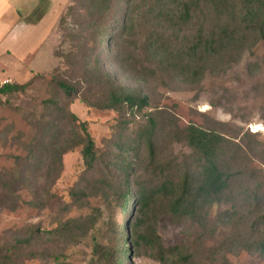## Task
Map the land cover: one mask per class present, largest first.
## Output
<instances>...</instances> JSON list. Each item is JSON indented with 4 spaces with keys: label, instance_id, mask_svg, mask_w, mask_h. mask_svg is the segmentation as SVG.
Masks as SVG:
<instances>
[{
    "label": "trees",
    "instance_id": "1",
    "mask_svg": "<svg viewBox=\"0 0 264 264\" xmlns=\"http://www.w3.org/2000/svg\"><path fill=\"white\" fill-rule=\"evenodd\" d=\"M70 10L82 14L79 24L88 44L84 40L83 48L63 54L68 71L0 85L1 97L46 81L51 98L44 107L61 122L59 130L37 123L45 142L40 154L46 157L37 175L24 174L27 159L18 158V171L0 178V209L26 205L49 219V228L43 219L35 221L25 237L0 248V264H133L132 249L141 246L159 264H197L187 244L164 245L158 228L163 217L195 229L198 245L217 227L233 226V245L246 241L264 257V234L257 236L264 226V180L258 181L262 172L251 168L255 160L264 162V141L245 133L237 142L242 130L234 133L229 124L211 118L203 126L182 128L174 115L148 111L150 97L107 68L115 63L140 84L141 73H153L197 86L208 74L228 72L264 46V0H77ZM139 46L143 55L132 54ZM131 62L141 71L129 70ZM260 64L264 56L251 70ZM76 100L118 116L105 147L72 111ZM162 140L183 144L191 154L178 162L161 161ZM143 148L147 160L140 162ZM78 149L79 181L61 191L64 157ZM137 166L151 174V184L132 182ZM25 186L28 201L18 193ZM221 204L229 207L212 217ZM127 207L131 217L136 211L140 217L123 225L120 215Z\"/></svg>",
    "mask_w": 264,
    "mask_h": 264
},
{
    "label": "rangeland",
    "instance_id": "2",
    "mask_svg": "<svg viewBox=\"0 0 264 264\" xmlns=\"http://www.w3.org/2000/svg\"><path fill=\"white\" fill-rule=\"evenodd\" d=\"M76 1L11 0L7 3L5 0H0V50H4L5 48L2 47L5 46L13 47L10 51L14 55L18 54L20 58L23 57L34 74L46 76L49 73L54 74L55 69L57 73L68 71L63 54L83 48L84 40L88 44L87 37L84 38L86 33L79 24L84 19L82 14L70 10L75 6ZM17 7L25 14L18 16L15 13ZM17 22L19 26H30L36 30L17 29L14 34H10V31L18 25ZM33 50V54H27ZM253 53L252 56L248 54L243 60L234 64L228 72L218 75L208 74L197 86H186L185 83H177L178 80L171 77L156 76L153 73L149 77L146 73H141L145 80L140 84L136 78L117 68L115 63L107 64V68L123 84L140 88L150 97L152 105L148 111L154 112L158 109L166 114H172L178 118L182 128L190 124L203 126L208 118H211L229 124L233 127L234 133L242 130L237 142L245 133L257 135L259 140L264 141V65L260 64V68L253 71L250 68L252 64L262 61L264 46L258 45ZM132 54L143 55L140 46L138 51ZM140 69V64L136 66L135 62H131L129 70L136 72ZM5 78L3 74L0 84L16 82ZM50 98V88L44 80H37L26 93L0 97V178L4 176L7 179L9 173L18 171L20 164L18 158L27 159L23 167L24 174H38L37 170L42 167L46 157L40 154V143L45 144V142L37 128V123L41 120L54 128L57 127L56 130H59L58 126L61 123L58 117L53 116L44 107L43 102ZM76 101L71 107L72 111L81 120L89 123L92 136L99 146L105 147L107 140L113 138L114 129L118 126V116L111 112H98L88 108L81 101ZM46 132L51 134L52 129L49 128ZM158 142L164 158L161 161L182 160L191 154L189 148L183 144H169L163 140ZM138 160L140 162L147 160L145 148L139 152ZM64 164L65 171L59 183L61 191H67L79 181L82 166L79 149L66 154ZM251 168L262 172V179L259 178L258 181L264 180V162L255 160ZM136 170L131 178L132 182L144 185L154 181L151 174L142 168L139 169V166ZM40 176L39 172V176L36 177ZM18 193L22 196V201L31 198L26 186L18 189ZM130 207L120 215L119 222L123 225L125 222L130 223V220L134 223L140 217L138 211L134 218L133 215L131 217ZM228 207L229 205L224 204L215 206L212 217L216 218ZM41 219L46 224L45 227L49 228L48 217L45 214L41 217L38 212L26 205H22L16 211L0 209V248L13 245L16 238L25 237L30 224ZM158 228L166 247L187 244L192 252L197 254L195 257L197 264H264V257L252 251L248 242L242 241L241 246L233 245V241L230 240L236 233L233 226L217 227L214 234L206 241L203 240L201 244L203 246L198 245L195 229L178 223L170 217H163L159 221ZM262 233L264 234V226L259 228L257 236ZM132 251L133 264H159L151 258L149 250L144 246L135 247Z\"/></svg>",
    "mask_w": 264,
    "mask_h": 264
},
{
    "label": "crops",
    "instance_id": "3",
    "mask_svg": "<svg viewBox=\"0 0 264 264\" xmlns=\"http://www.w3.org/2000/svg\"><path fill=\"white\" fill-rule=\"evenodd\" d=\"M5 1L7 3H10L11 0H5ZM15 13L18 16H22L25 14V12H23V10L20 9L19 7L16 8ZM20 14H22V15H20ZM17 29L18 30L27 29L28 31L36 30L33 27L31 28L30 26H27V27L19 26V23H18V25H16L10 31V34H14L17 31ZM2 48H5V49L0 50V78H1V76H3V74H5L6 80H10V81L14 80V81H16L15 83H19V84L28 83L34 77L35 74H34V71L31 69V67L26 63L27 61L23 57L22 58L18 57V54L14 55L12 53V51H10V49H12L13 47L5 46ZM25 49L27 51L26 47H25ZM33 53H34V50L30 53L28 52L27 54L29 55V54H33ZM9 83H11V82H9Z\"/></svg>",
    "mask_w": 264,
    "mask_h": 264
},
{
    "label": "built area",
    "instance_id": "4",
    "mask_svg": "<svg viewBox=\"0 0 264 264\" xmlns=\"http://www.w3.org/2000/svg\"><path fill=\"white\" fill-rule=\"evenodd\" d=\"M7 84V83H6ZM0 85H3V84H0Z\"/></svg>",
    "mask_w": 264,
    "mask_h": 264
}]
</instances>
